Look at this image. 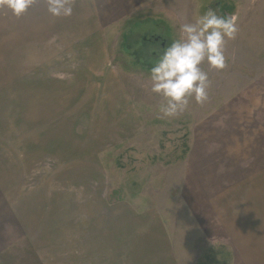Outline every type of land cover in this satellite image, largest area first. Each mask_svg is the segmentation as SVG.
<instances>
[{
    "label": "rangeland",
    "instance_id": "obj_1",
    "mask_svg": "<svg viewBox=\"0 0 264 264\" xmlns=\"http://www.w3.org/2000/svg\"><path fill=\"white\" fill-rule=\"evenodd\" d=\"M140 3L0 7V264H264V0ZM209 9L226 67L165 116L149 71Z\"/></svg>",
    "mask_w": 264,
    "mask_h": 264
},
{
    "label": "clouds",
    "instance_id": "obj_2",
    "mask_svg": "<svg viewBox=\"0 0 264 264\" xmlns=\"http://www.w3.org/2000/svg\"><path fill=\"white\" fill-rule=\"evenodd\" d=\"M36 0H0L13 15H23ZM72 0H47L53 16H70ZM234 17L218 15L209 9L197 15L194 23L183 24L180 36L168 46L149 71L151 91L163 97L160 105L165 116L185 111L190 100L203 103L208 98L210 80L201 65L217 71L226 67L225 47L237 34Z\"/></svg>",
    "mask_w": 264,
    "mask_h": 264
},
{
    "label": "crops",
    "instance_id": "obj_3",
    "mask_svg": "<svg viewBox=\"0 0 264 264\" xmlns=\"http://www.w3.org/2000/svg\"><path fill=\"white\" fill-rule=\"evenodd\" d=\"M86 7H90V15L95 16L96 20L109 24L115 22L116 19L124 17L126 9L139 6L142 0H81ZM35 6V3H33ZM35 10V8H34ZM34 22V21H33ZM41 23V22H40ZM197 181V180H196ZM212 202V201H210ZM211 205V204H210ZM252 213L254 205H252Z\"/></svg>",
    "mask_w": 264,
    "mask_h": 264
}]
</instances>
